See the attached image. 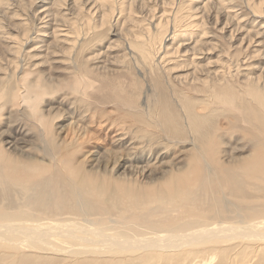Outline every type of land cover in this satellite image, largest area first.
<instances>
[{"label":"rangeland","instance_id":"obj_1","mask_svg":"<svg viewBox=\"0 0 264 264\" xmlns=\"http://www.w3.org/2000/svg\"><path fill=\"white\" fill-rule=\"evenodd\" d=\"M4 1V7L6 8L0 16L2 17L0 19V34L3 33L2 35H6L16 41V50L19 53L16 56L13 53L12 55L9 54L8 47H6L7 44L3 40L0 41V212L27 213L29 216H33L32 219H36L37 216L39 219L44 220L47 218L49 221L63 217L65 219H73L72 221L75 220L74 223L76 222L75 225L77 226L82 224L81 227H101L110 229L111 231H115L116 229L125 230V228L128 230L133 225H146L152 220L154 221L152 224L153 227H167L166 231H170L169 233L180 232L171 229L182 220L188 218H208L212 219L210 220L211 222H214L213 219L224 221L229 218L226 220L228 224H234L233 226L239 227L241 225H247L254 219V216L251 214H255L253 213L255 212L253 211L255 208H257L256 210L259 216L256 215L254 221L259 220L262 214L261 217L264 218V170L256 168L258 162L256 163L257 165L251 163L253 158L259 159L262 155H260V150H264V127L260 124L259 117H256L255 113L253 116L250 115L252 111L244 112L239 108L240 106H236L233 110L229 106H225L226 109H220L215 118L211 120V127L202 136V141H195L201 146L196 143H186V145L184 143L183 146L175 145L169 141L172 138L170 137L168 139L167 135L161 130L155 129V127H149L148 130L140 128L139 122L132 121L133 115L142 113V111H139L142 110L141 106L145 108L144 106L148 102L147 100L149 99L151 101V94L154 93V88H149L148 83L150 79H147L146 73L143 75V71L136 69L135 66L128 63V60L117 62L115 58L117 54H122L123 51L124 39L119 34H122L124 32L123 30L130 23L122 25L120 22L123 21V17L125 18V16L129 15V10L130 12L136 13L134 16H138L144 20L143 23H146L151 19L154 21L153 17L156 15L155 13H161L163 10H168L171 7H174L171 8L173 12V9L180 5V9L183 8V14L191 12L199 16L203 26L202 30L205 28L204 31L212 34L216 41L221 44L225 50H222V53L227 59V62L231 63V65L235 62L233 66L230 65L233 73L238 72L235 78L240 79L241 73L254 72V74H257L260 70V73L262 72L264 75V67L263 70L260 69L264 64L263 55L262 57L258 55L256 56L257 58L251 56L255 54L253 53L255 48L258 49L261 45L258 47H249L250 49L247 50H239L241 49V45L239 44L240 39L236 40L237 37L239 38V35H235L236 38L231 39V41L226 39V37L223 38L224 35H228L226 31L232 28L236 31V28L240 27L241 29L239 31H242L241 33L244 31L254 32L258 28L261 31L259 20L263 21L264 17L253 15V6L258 8V4L260 3L264 7V0H174L172 5L171 0H121L123 2L122 4L120 0H116L118 1L117 3H114L115 0H109V2H104L105 4H98L99 1L101 2L103 0H89V3H92V5L96 4L97 6L100 5V7H93V9L88 11V0H76V4L72 0H59V2L58 0ZM111 4L114 6H111ZM118 6L120 9L122 7V9L116 22L113 18ZM47 7V11L51 13L53 18L50 16V20L46 22L45 20L48 17H43L46 11L42 10ZM110 7L115 8L116 11L114 12L112 8L113 15H108V19L103 20L101 24L99 18L101 12L108 13L109 9L107 8ZM102 9H107V11H103ZM59 13L64 14L63 17L69 18V23L73 22L70 26L73 28L76 27L79 30L76 32H80V35L86 29L84 19L92 18L93 20L90 19L91 24L96 26L94 29H90L91 32L84 37V40L91 39V42H88L84 46L87 49L81 54V56H88L95 53L92 55L94 59L91 58L92 60L81 62V58L78 56L76 62L84 70L83 74H85L86 85L79 84L81 81L77 76V70L73 66V62L65 59L66 55H63L60 51L61 49H59V46L62 47V45L56 43L54 36H52L53 33H50L53 26L55 27L56 24L61 23L57 20L62 18ZM63 21L67 22L66 18ZM105 21L109 23L107 22L105 24ZM92 25L90 26L92 27ZM58 28L64 27L60 26ZM42 30L47 31L48 35L42 36L40 34ZM115 32L119 33L118 36L113 35ZM24 33H26V36L23 35ZM254 39L261 41L262 38ZM52 41L58 47L55 44L53 45ZM40 44L43 45L42 49L45 52H48L50 49L52 50L50 51L51 53L38 52L40 48H38L39 46L35 47V45ZM108 44L110 45V49H106ZM47 45L49 47L53 46L54 48H47ZM31 47L38 49L33 50ZM34 53L35 56H31ZM10 60L12 61L10 62ZM238 60L240 62L243 60L245 63H240ZM254 63L258 64L257 69H253L252 65ZM237 66L238 70H236ZM208 85L206 87H209ZM225 85L232 88L230 82L225 83ZM40 87L44 88V90ZM241 87L240 89H242ZM241 91V96H245L243 94L244 92L242 91V93ZM84 93L87 94L85 95ZM119 94L123 96L129 95L128 97L131 100H135V104L139 107V112H136V108L138 107L135 104V112H131L126 108L124 110L115 101L109 100H114V97ZM6 142H9V144ZM161 143H163V146L164 144L170 146L168 153ZM152 144L156 145V147ZM195 148L201 150L203 159L215 170L217 177L211 175L208 180L210 190H217L219 186L224 188L223 194L219 192L214 193V199L224 198L227 201L221 200L217 204L213 202L214 200H211L210 205L205 208L194 207L192 199H195L196 196L185 195L180 190V186L178 188L179 190H169L165 194L153 192L154 190L151 187L160 184L162 186L165 182L163 181V177L162 179L159 178L161 174L157 172L158 170H154L148 175L152 182H148V177H144L148 172H141L142 168L144 170L147 168L146 163L153 164L155 167L161 163L168 162L167 167H165L168 169L165 173L167 177L174 173V165L176 167L180 165L188 166L182 173H176L173 176L176 179L175 184L192 180L193 171H189V168L191 167L190 170H192L197 166L196 159H193L194 154L198 153ZM188 153L193 155H189L190 157L186 156ZM199 158L201 160L202 157L200 156ZM234 159L236 161L235 165L233 163L234 161H232ZM238 161L240 162V164L238 163L239 166H242V163L247 164L249 161L251 165L246 167L240 166V168L237 164ZM200 163L201 161L198 164ZM220 165L223 167L221 172L217 169ZM230 168L232 170L234 169L235 172L233 174H236L233 181L227 178L224 173V171ZM25 176H30V178H26ZM42 177L50 178L47 179L49 180L47 184L51 188L49 189L47 187L48 189L44 192L46 194L43 193V196L40 194V198L42 199L35 204L32 201H35L36 188L32 186L36 187L35 184L39 183ZM157 177L159 178L158 180ZM56 179L55 185L57 183L58 186H55L53 182ZM63 179L66 180L64 181ZM70 179L72 180L70 181ZM29 181H32L31 184ZM59 182L62 185L66 183V188L69 182L74 183L79 188L81 186L82 190L78 188L80 197L82 201L88 200L90 204L87 205L84 202L82 204L83 207L79 205V202L77 203L74 196L72 199L70 193L66 194L63 191L64 189H62L63 187L60 188L62 185ZM154 182L156 183L154 184ZM149 183L154 185H149ZM88 184L90 185L87 186ZM94 184L97 189H94ZM100 185L105 186L107 189L105 190ZM53 188L56 191L58 188L60 190L55 193ZM31 189L35 190L33 191ZM89 189H92V191ZM132 189L137 190L136 193L129 194ZM96 190L100 192L97 193ZM45 195L47 196L45 197ZM68 195L70 196L69 199L71 202L69 200L67 201ZM48 196H51L52 199L51 197L48 199ZM210 199L212 198L210 197ZM114 200H118V203H114ZM128 200L133 205H129ZM187 201L189 202L185 203ZM66 204H69V206ZM157 204L161 207H155ZM181 205H184L185 208L183 209H186L184 212H179L178 207ZM73 213L75 217H73ZM180 213L183 214L178 215ZM238 214L241 217H238ZM76 215L78 216L76 217ZM82 218L86 219L83 220ZM88 218L90 221H88ZM77 220L81 223H78ZM127 221L128 223H126ZM1 223L0 226L5 224V222ZM259 230L260 234H264V229ZM249 232L252 233V230L245 234ZM256 233L254 234L256 235ZM81 235L80 232L75 233V236ZM242 235L244 233L240 236L247 238V240H239L237 238L239 242L236 239L232 243L230 242V244H226V237H224L222 243L218 244L221 248L215 250L216 255L209 264H215L222 260L223 250L220 249L223 246L234 247L235 241L237 243L245 241L244 243L248 246H259L263 243L260 239H253L255 237ZM51 239L59 241L64 240V237L61 235L51 237ZM0 242L2 243H0V264H34V262L35 264H39L40 260L42 264H48L49 261L50 264H110L109 262L112 259L115 260H112L113 262L111 264H181V262L182 264H190L195 260L202 262L208 258L205 256L207 251H202L203 247L200 248L199 246L191 247L192 251L196 250L198 253L196 251L192 252L189 249V253H191L189 256L185 255L188 254L186 253L188 249L184 252L181 251L182 254L179 251L175 254L172 252H161L159 250H153L152 252L149 250L147 252L146 250L148 249H144L145 252L143 250L136 251L135 255L133 253H131L133 255H109L108 258L106 255H85V257H76L78 258L76 259L74 256L72 257L66 253L65 256L64 252H60V254L59 251L53 250H50V252L45 250V253L43 251V253H38V251L36 252L32 249L30 250V248H25L22 241L0 239ZM15 244L16 246H14ZM21 245L24 246L22 247ZM154 251L156 252L155 255ZM147 253L150 254L147 255ZM50 254H52V258ZM105 258L107 260L109 259V262ZM93 259L97 262L91 263L94 261Z\"/></svg>","mask_w":264,"mask_h":264},{"label":"bare ground","instance_id":"obj_2","mask_svg":"<svg viewBox=\"0 0 264 264\" xmlns=\"http://www.w3.org/2000/svg\"><path fill=\"white\" fill-rule=\"evenodd\" d=\"M171 1H172L171 2V5H172L174 0H171ZM58 2H59V0H58ZM72 2L75 4L77 3L76 0H72ZM104 2L105 3L109 2V0H103L101 2L99 1L98 4H105ZM115 2L117 3L118 1L115 0L114 3ZM4 3H5L4 0H0V16H1V13L4 12V10L6 8V7H4ZM87 3H88L87 5L89 6L87 11L93 9V7L94 8H96L98 6L100 7V5H98V6L96 4L92 5V3H89V0ZM122 3L123 2L121 1V4ZM258 5H259L258 8L253 6V15H257L259 17H264V7L260 3ZM111 6H114V5L111 4ZM112 8L113 7L107 8V9H109L108 13H105V12L102 13L101 12L100 17H99L101 24L103 23V20L108 19L107 18L108 15L109 16L113 15L112 14L113 10H114V12L116 11L115 8H113V10H112ZM171 8H174V7H171ZM171 8L168 10H163L161 13H158V12L155 13L156 15H154V17H153L154 21H152V19H151V20H148V22H146V23H143L144 20L140 19L138 16L137 17L134 16L136 13H133L132 11L130 12V10H129V15L125 16V18L123 17V21L120 23L122 25H124L126 23H130V24L129 25L126 24L127 26L124 30L121 28L124 31V32H122V34H119L118 32H115L113 34V35H117V36L119 34V35L123 36V39H124V47H123L122 54L121 53L117 54V56L115 57L116 61L117 62L118 61L123 62L125 60L126 61L128 60V63H131L133 66H135L136 69H138V70L140 69L141 71H143V73H144L143 75H145V73H146L147 79L148 80L150 79V82L148 83L149 88H151V87L154 88V93L151 94L152 95L151 101H149V99H148L147 100L148 102L144 106L145 108H143L141 106L142 110H139V111H142V113L141 112L138 114L136 113L133 116H132V114H130L133 118L132 121L139 122L140 126L139 125L138 126L140 128H144L147 130L149 127H152V128L155 127V129H159L165 135H167L168 139L171 137L172 139L169 140L171 143H173L175 145L176 144L182 145V146L184 143L186 145V143L195 144L196 143L195 141L201 142L202 136L205 134L207 129H209L211 127V123H212L211 120H213L215 118V116L220 111V109H222V108L226 109L225 106H229L230 109H232V110L235 109L236 106H240L239 108H241L244 112L252 111V112H250V115L253 116L255 113L256 117H259V119H260V121H259L260 124L264 127V75L262 74V72L260 73L261 70L257 74H254V72L253 73H249V72L241 73L240 79L235 78L237 75L236 73H238L236 71V70H238V66H237L236 70L234 69L236 71V73H233L232 72L233 69L231 66H233L235 64V62L233 63V65H231V63L227 62V59L224 57V54L222 53V50L225 51L224 48L221 46V44L219 42L216 41V39L214 38V36L212 34H209L207 31H204L205 28H204V30H202L203 26L201 24V19L199 18V16L197 14H192L191 12H188V14L187 13L183 14V12H182L183 8L180 9V5L176 6V8L173 9V12L171 11L172 10ZM47 9H48V7L44 8L42 10V11H46V12H44L43 17L44 18L48 17V19L45 20L46 22L49 21L51 17L53 18V16L51 15V13H49L47 11ZM107 9L106 10L102 9V10L107 11ZM116 9H117V12L113 18L114 21L118 20L119 15L121 14L122 7L120 9V7L118 6ZM82 12H84V11H82ZM60 15H61L60 17H62V18H59L57 20H58V22H61V23L56 24L55 27L53 26V28H51L50 33L51 32L53 33L52 36H54L55 42L58 44L60 43L62 45V47L59 46V49H61L60 51L63 53V55H66L65 59L73 62L72 64H74L73 66L77 70V74H78L77 76L80 78V81H81L79 84L80 85L81 84L86 85L87 83H85L86 82L85 74H83L84 70H82V68L80 66H78L76 64V62L78 60V56H80L81 62H83V61L87 62L91 58L94 59V57L92 55H94L95 53L88 55V56H81V54L83 51L85 52V50L87 49V47H84V46L88 42L89 43L91 42V39L84 40V37L87 36L88 33L91 32L90 29H92V28L94 29L96 26L94 24L93 25L91 24L90 19H92V18L84 19L83 21L85 22L86 29H84L85 32H83L82 35H80L81 34L80 32H76V31H79V30H77L76 27L73 28L70 26V24H73V22L69 23V18L63 17L64 14H60ZM68 15H70V14H68ZM133 16H134V18H133ZM87 17H89V16L87 15ZM1 18L2 17H0V19ZM65 18H66L68 23L66 21H63ZM41 20H42V18H41ZM54 20L56 21V19H54ZM84 22H83V25H84ZM107 22L108 21H105L104 23L106 24ZM259 22H260L259 26H260L261 31H259L258 30L259 28L257 27L258 29H256L254 32L253 31H244L243 33H241L242 31H239L241 28L239 26H237L239 28H236V31L233 28L229 31H226V32H228V35H224L223 38L226 37V39L231 41V39L236 38L235 35H239V38L237 37V39H236V40L240 39L239 44L241 45V49H239V50H247V49H250L249 47H252V46L258 47L259 45H261V46H259L258 49L255 48L256 51L254 50V52H253L255 54H253L251 56L256 57L259 55L262 57V55H263V57H264V36H263L264 35V20L263 21L259 20ZM90 25H92V27ZM60 26H63L64 28H58ZM71 28H73L72 30L75 32H73L71 30ZM2 34H0V41L3 40L7 44V45L6 44L5 45H6V47H8V50H9L8 53L9 54L12 55V53H13L16 56V54L19 53V51L16 50V48H17V45H15L16 41L11 39L8 36L2 35ZM40 34L42 36L48 35L47 31H45V30H42ZM23 35L26 36V33H24ZM35 38H37V37H35ZM254 38H257V39L262 38V39H261V41L260 40L257 41ZM26 40H28V39H26ZM52 43H53V45L55 44L53 41H52ZM260 43H262V44H260ZM37 46H39L38 48H40V50H38V52H40V51L45 52V50L42 49L43 45H41V44L35 45V47H37ZM35 47L34 48L31 47V48L33 50L38 49ZM52 47L48 46L47 48H52ZM56 47H58V46L56 45ZM260 47H262V48H260ZM106 49H110L109 44L107 45ZM252 50H253V48H252ZM30 51H32V50H30ZM50 51H52V50L49 49L48 52L51 53ZM62 53H61V55H62ZM98 53H100V52H98ZM52 54H53V52H52ZM31 56H35V53L32 54ZM72 57H73V59L71 60ZM11 58H12V56H11ZM11 61L12 60H10V62ZM230 62H232V61H230ZM260 62H261V60H260ZM108 63H111V62H108ZM240 63H245V61L241 60ZM79 64H81V63H79ZM237 65H239V64H237ZM252 67H253V69H257L258 64L254 63L252 65ZM263 67H264V64L260 69L263 70ZM239 74H240V72H239ZM89 81H90V79H89ZM228 82H230L232 88L228 85H225V83H228ZM206 85H208L209 87H206ZM109 86H110V84H109ZM34 87H32V88H34ZM240 87L242 89H240ZM40 88H39V90H41V89L44 90V88H41V89ZM106 88H107V86H106ZM240 90H242L244 92L243 93L241 91L243 94H245V96H243V95L241 96ZM84 94L86 95L87 93H84ZM128 96L129 95L123 96V95L119 94V95L114 97V100H111V99H109V100L115 101L117 103V105H119L120 107L122 106L124 110L126 108L127 110H129L131 112H135L134 108H136V106H137L135 104V100L134 101L131 100L130 97H128ZM20 97H21V95H20ZM21 98H23V97H21ZM134 104L136 106H134ZM138 109H139V107L136 108V112L138 111ZM261 117H262V119H261ZM164 134H163V136H164ZM150 136H148V137H150ZM152 137H156V136H152ZM162 140H163V138H162ZM166 141H168V140L166 139ZM163 142H165V141H163ZM156 143H158V142H156ZM7 144H9V142ZM153 144H154V142H153ZM157 145L159 146V144H157ZM161 145L163 146V143H161ZM197 145H199V143ZM153 146L156 147V145H153ZM162 146H161V148H162ZM199 146H201V145H199ZM149 147H150V145H149ZM169 147H170L169 145H165V144L163 146V148L166 150L167 153H168ZM195 149H197V148H195ZM161 150H163V149H161ZM165 150H164V152H165ZM190 150H191V148H190ZM192 150H193V148H192ZM200 151H201L200 149L199 150L197 149L198 153L194 152L195 154H194L193 159H196L195 161H196L197 166H195L192 170H190L191 167L189 168V171H193L192 172V174H193L192 180H186L184 182H181L180 184L179 183L175 184L176 179L173 176L176 173H182V171L184 169H186L188 166L186 167L185 165H183V166L180 165V166L176 167V165H174L173 166L174 173H172L171 176L167 177V175L165 173H166V171H168V169H166L165 167H167L168 162L161 163L155 167L153 166V164L146 163L147 165L146 164H144V165H146L147 168L145 170H144V168H142L141 172L142 171L148 172L144 175V177H148V175L150 173H152L154 170H158L157 172H159L161 174V177L159 176V178L160 179H162V177L164 178V180H163V181H165L164 184H163V181L161 180L162 184H163L162 186H160L161 184L157 185V186L155 185L154 187L149 186V187L153 188V190H154L153 192H156L159 194L160 193L165 194L169 190H171V191L179 190L178 188L180 186V190L183 191V193L185 195L196 196L197 199L196 198L195 199L190 198L193 201L194 207H204L205 208L208 205H210L211 200H214L213 202L218 204L221 200H225V199L224 198L214 199V193L219 192V193L223 194L224 188L219 186L217 188V190L211 191L210 187H208L209 177L211 175H215V170H214V168L212 169L210 165H208V163H207V161H205V159H203V155L201 154ZM260 151H261L260 155L262 154L261 157H259V159L253 158L252 159L253 161L251 163L254 165H257L256 163L258 162V166L256 168L260 169V170H264V150L261 149ZM159 152H161V151H159ZM177 152H179V151H177ZM203 152H204V149H203ZM185 154H187V153H185ZM172 155H174V154H172ZM189 155H190V153H188V155H186V156H189ZM192 155L193 154H191L190 156H192ZM200 156L202 157L201 160L199 158ZM179 160H181V159H179ZM199 160L201 161L200 164H198L200 162ZM232 161H234L233 163L235 165L236 164L235 159ZM249 162L247 164H243L242 162L241 163H242V166L246 167L248 165H251V163L249 164ZM180 163H182V162H180ZM238 163L240 164L239 161L237 162V164ZM239 164H238V167L241 166V165L239 166ZM41 168H42V166H41ZM168 168H172V167H168ZM7 169H8V167H7ZM217 169L220 170V172H221V170H223V167L220 165ZM234 172H235V170L234 169L232 170L231 168L227 171H224L226 177L229 178L231 181H233L234 177H236L235 176L236 174H233ZM12 174H11V176H13ZM41 176H42V174H41ZM215 177H217V176L215 175ZM28 178H30V176ZM159 178L157 177V180ZM47 179H50V178L42 177L41 181H39L40 184L39 183L35 184L36 187L32 186V187L36 188V192H35L36 197L34 199L35 201H32V203L36 204L38 201H40V199H42V198H40V194L42 195L48 188L49 189L51 188V187H48L47 182L49 180H47ZM150 179L148 177V182H152V180H150ZM21 180H23V179H21ZM71 180L72 179H70V181ZM216 180H218V179H216ZM56 181H57V179L55 181H53L54 185H55ZM31 182H30V184H31ZM59 183L61 184V182H59ZM155 183L156 182H154V184ZM65 184L64 185L61 184L62 186H60V188L63 187L62 189H64L63 191L66 194L70 193L72 196V199L74 196V199L77 201V203L79 202L78 203L79 205H81L83 207L82 204L84 202L87 205L90 204L88 200L82 201L80 194L78 192L79 186L77 187V185H75L74 183L72 184L71 182H69L67 185V188H66ZM154 184L149 183V185H154ZM89 185L90 184H88L87 186H89ZM55 186H58V184L56 183ZM100 186H102V185H100ZM100 186H98V187H100ZM109 186H110V183H109ZM92 187H93V185H92ZM92 187H90V188H92ZM102 187L105 188V190L107 189L105 186H102ZM95 188H96V185L94 186V189ZM92 189L91 190L89 189V190L92 191ZM31 190L34 191L35 189H31ZM54 190H55L54 192L56 193L60 189L58 188L57 191H56V189H54ZM67 190L69 191L68 193H67ZM79 190H82L81 186H80ZM134 190L135 189H132L129 194L136 193L137 190H135V191ZM49 191H47V193H49ZM101 191H102V188H101ZM96 192L98 193L100 191L96 190ZM102 192H104V190ZM93 193H95V192H93ZM44 194H46V193H44ZM208 195H209V197H208ZM46 196L47 195H45V197ZM101 196H102V194H101ZM50 197L51 196H48V199ZM69 197L70 196L68 195L67 201L68 200L70 201ZM210 197L212 199H210ZM51 199H52V197H51ZM26 200H28V199H26ZM29 201L31 202V200H29ZM51 201L53 202V200H51ZM56 201H57V199H56ZM189 201H187L185 203H188ZM225 201H227V200H225ZM41 202H43V201L41 200ZM47 202L50 203L49 201H47ZM115 202L118 203V200H114V203ZM128 204L133 205L130 202V200H128ZM74 205H75V203H74ZM4 206H5V204H4ZM67 206H69V204ZM81 206H80V208H81ZM165 206H167V205H165ZM155 207H161V206L157 204V205H155ZM12 208H15V207H12ZM178 208H179V212H184L186 210V209H183V208H185L184 205H181ZM69 209H71V208H69ZM77 209H79V208L77 207ZM77 209H76V211H78ZM256 209L257 208H255V210H253V211H255V212H253L255 214H251L254 216V219H255V216L258 215V211ZM58 210H60V209H58ZM81 210H82V208H81ZM82 212H83V210H82ZM78 214H79V212H78ZM181 214H183V213H180L178 215H181ZM28 216L29 215L27 213L17 214V213H9V212L7 213L5 211L0 212V221L2 223L5 222V224H2L0 222L3 225V226H0L1 227L0 228V239L1 240L2 239L8 240V241H22L23 244L25 245V248H30V250L32 249L33 251H36V252L38 251V253L39 252L45 253V250H48L49 252H50V250H53V251H59V253L64 252V255L66 253L72 257L74 256L75 258L76 257H83V256L85 257V255H89V256L90 255H98V256H105L106 255L107 258L109 255H113V256L117 255L118 256V255H125V254H131V253H133L135 255L136 251L138 252V251L143 250V252H145L144 249H148V250H146L147 252L149 250L151 252L153 250H159L161 252L162 251L172 252L175 254L177 253V251H179V252L183 251L184 252L185 250L188 249L187 250L188 252H186L188 254H185V255L189 256V255H191V253H189V249H191V247H198L199 246L200 248L203 247L202 251H204V252H205V250L207 251L206 252L207 254L205 256H207L208 258H207V260H205L206 262L205 261H202V262L198 261L197 262V260H195V261L191 262L190 264H209L211 262V260L213 259V257L216 255L215 250L217 248H221V246L218 244L222 243V239H224V237H226L225 238L227 241L226 244H230V242L232 243V241L236 240L237 238L239 240L240 239L247 240V238L240 236L242 233H244V235H242V236L255 237L253 239H260L261 242H263V243L260 242L261 244L259 246H255V245L248 246L247 244L244 243L245 241L240 242V243H237V241H235V245H234V247H232L233 250H232L231 246L230 247L223 246L222 249H220V250H223V252H222L223 258H222V260H220L219 262H217L215 264H264V234H262V233L260 234V232H259V231H261L259 229H264V218H262L261 216H260L259 220L257 219V221H254V219H253L247 225H245V226L241 225L239 227L233 226L234 224L233 225L228 224L226 222V220H228L229 218H227L224 221H220L218 219H213L214 222H211L210 220H212V219H208V218L207 219L188 218V219L182 220L178 224L176 223L177 225L173 226V228L171 230L180 231V232H175V233L174 232L169 233L170 231H166L167 227L166 228H164L162 226L153 227L152 224L154 223V221H152V220H150L148 224L142 225V226H135L133 224H130L133 226L129 227L128 230L126 228H125V230H123V229L120 230V229L115 228L116 229L115 231H111L110 229L101 228V227H99V228L98 227L86 228L88 226L81 227L82 224L80 226H77V225H75L76 222L74 223L75 220L72 221L73 219L70 220V219H65L63 217L57 218L56 220H50L49 221L47 218H45L44 220L39 219V218H37L36 215H35L36 219H32L33 216H29V217ZM69 216H71V215H69ZM77 216L78 215H76V217ZM237 216L241 217L240 214H238ZM73 217H75V214ZM220 217H222V216L220 215ZM85 219H83V220H85ZM88 221H90V219ZM88 221H86V222H88ZM92 222H94V221H92ZM143 222H141V223H143ZM78 223H81V222L78 221ZM126 223H128V221ZM85 225H87V224H85ZM102 225L104 226V224H102ZM115 225H117V224H115ZM135 228H138V229H135ZM250 230H252V233L249 232V233L245 234L246 232H248ZM76 232H80L82 235L81 236H75ZM254 233H256V235ZM61 235H63L64 240L56 241V239L55 240L51 239V237H58ZM59 238H61V237H59ZM239 240H238V242H239ZM1 242H3V241H1ZM5 242L8 243L7 241H5ZM18 243H21V242H18ZM242 245H244V246H242ZM14 246H16V244ZM230 248H231V250H229ZM18 249H19V247H18ZM48 251H47V253H48ZM191 251H192V249H191ZM195 251H192V252H195ZM126 252H128V253H126ZM143 252H142V254H143ZM153 253H151V254H153ZM52 254H54V253H52ZM52 254H50L51 258L53 257ZM133 254H131V255H133ZM148 254H150V253H147V255ZM155 254H156V252L154 253V255ZM181 254H182V252H181ZM32 256H33V254H32ZM72 257H69V258H72ZM122 258H124V257H122ZM138 258H139V256H138ZM49 259H50V257H49ZM76 259H78V258H76ZM81 259H83V258H81ZM102 259H101V261H103ZM86 260H88V259H86ZM105 260L109 262V259L107 260L105 258ZM112 260H115V259H112ZM112 260H111V262H113ZM119 260H120V258H119ZM123 260H125V259H123ZM144 260H146V259H144ZM40 262H41V260H40ZM40 262H39V264H40ZM49 262H48V264H50ZM72 262H74V261L72 260ZM89 262H90V260H89ZM94 262H95V260L91 263H94ZM111 262H109V263L111 264ZM87 263H88V261H87ZM159 263H160V261H159ZM34 264H35V262H34ZM41 264H42V262H41ZM43 264H45V263H43ZM144 264H146V263H144ZM181 264H182V262H181Z\"/></svg>","mask_w":264,"mask_h":264}]
</instances>
